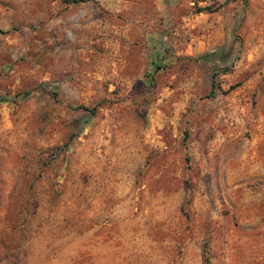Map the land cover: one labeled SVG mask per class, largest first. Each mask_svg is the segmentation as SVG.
<instances>
[{"label":"rangeland","instance_id":"374dc122","mask_svg":"<svg viewBox=\"0 0 264 264\" xmlns=\"http://www.w3.org/2000/svg\"><path fill=\"white\" fill-rule=\"evenodd\" d=\"M190 2L0 0V264H264V0Z\"/></svg>","mask_w":264,"mask_h":264},{"label":"trees","instance_id":"16d2710c","mask_svg":"<svg viewBox=\"0 0 264 264\" xmlns=\"http://www.w3.org/2000/svg\"><path fill=\"white\" fill-rule=\"evenodd\" d=\"M72 2H76V1H80V0H71ZM196 1V0H195ZM199 10H201V9H199ZM214 73L212 72V73H210V75H209V86H210V93H212L213 92V87H214ZM0 100H2L1 98H0ZM89 111H90V113H93V111H94V108L93 107H91L90 109H88Z\"/></svg>","mask_w":264,"mask_h":264},{"label":"built area","instance_id":"2783aa9c","mask_svg":"<svg viewBox=\"0 0 264 264\" xmlns=\"http://www.w3.org/2000/svg\"><path fill=\"white\" fill-rule=\"evenodd\" d=\"M191 4H196V5H198V6H203L205 3H206V0H196V1H193V0H191V2H190ZM203 4V5H202Z\"/></svg>","mask_w":264,"mask_h":264}]
</instances>
